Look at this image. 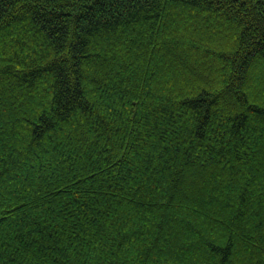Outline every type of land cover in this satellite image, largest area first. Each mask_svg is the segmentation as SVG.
<instances>
[{
	"label": "trees",
	"instance_id": "16d2710c",
	"mask_svg": "<svg viewBox=\"0 0 264 264\" xmlns=\"http://www.w3.org/2000/svg\"><path fill=\"white\" fill-rule=\"evenodd\" d=\"M0 264H264V0H0Z\"/></svg>",
	"mask_w": 264,
	"mask_h": 264
}]
</instances>
